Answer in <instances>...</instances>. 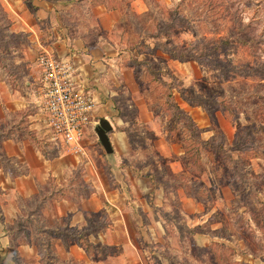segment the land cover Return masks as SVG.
<instances>
[{"label":"rangeland","instance_id":"374dc122","mask_svg":"<svg viewBox=\"0 0 264 264\" xmlns=\"http://www.w3.org/2000/svg\"><path fill=\"white\" fill-rule=\"evenodd\" d=\"M53 1L63 11L61 24L42 20L41 39L51 44L69 37L71 49L73 38L87 41L86 50L95 45L103 70L94 72L101 84H91L93 78L86 83L92 92L106 94L95 99L96 123L86 132L82 155L53 143L54 154L63 155L68 166L59 184L49 178L46 188L54 183L61 194L33 216L28 211L34 198L4 202L0 218L5 231L14 230L6 232L12 245L36 246L34 219L84 232L98 250L89 264H264V210L255 202L256 197L264 202V185L255 183L259 192L247 194L250 188L235 170L264 174V156L249 157L258 141L264 147V130L250 134L246 155H233L239 163L227 159L228 151L206 149L194 164L184 150L187 121L173 106L193 119L203 139L224 144L247 125L246 118L252 124L264 120V0H142L140 6L137 0ZM97 2L120 8L115 26L97 24L92 12ZM7 21L0 13V53L21 75L46 50L37 48L34 64L27 66L21 54L26 34H8ZM84 23L85 32L77 25ZM228 35L230 45L210 51ZM237 37L258 39L260 46L246 47ZM167 48L202 51L200 58L211 64L172 59ZM100 117L112 125L110 154L94 132ZM103 189L109 200L97 207L91 193Z\"/></svg>","mask_w":264,"mask_h":264},{"label":"crops","instance_id":"0c3cea01","mask_svg":"<svg viewBox=\"0 0 264 264\" xmlns=\"http://www.w3.org/2000/svg\"><path fill=\"white\" fill-rule=\"evenodd\" d=\"M136 3L140 6L142 0H137ZM58 5L60 4L53 0H0V13L8 20L5 27L8 34H26V42L21 49V54H23L22 59L29 62L27 66L34 64L37 48H42V50H50L55 54L69 57L78 66L85 81L93 78L90 80L91 84H101L97 79L99 74L94 72L95 68L100 69L98 64L102 63L98 61L95 45L94 48L91 49L89 46V50H86L87 41L81 37L73 38L74 49H71L69 37L57 38L51 44L41 39L42 20H53L56 25L61 24L59 15L63 11ZM141 10L136 9V12ZM92 12L98 19L97 24H101L104 29L115 26L121 16L118 6L111 8L104 2H97L92 7ZM77 25L83 32L88 30L86 23ZM51 30L54 31V27H51ZM0 54H2L0 56V189L3 191L0 192L1 210L6 201L37 194L47 186L49 178H54L59 184V175L68 165H65V161L62 160L63 155L54 154L56 147L49 140L44 114L39 109V96L36 92L40 84L38 65L34 66L35 69L32 67L27 73L18 75L5 61L3 53ZM19 59L16 58L17 61ZM88 88L95 99L102 100L106 94L103 91L97 94L94 90L92 92L90 86ZM103 107L106 105L104 104ZM107 196L105 189L102 194L98 191L91 193V198L95 199L94 205L97 207L109 200ZM53 240L55 241L52 246L59 259L72 257L79 262L89 264L91 254H87L82 246L74 241L65 242L59 237ZM107 240L106 238V243ZM39 258L37 247L32 244L13 246L0 220V264H21L22 262L41 264Z\"/></svg>","mask_w":264,"mask_h":264},{"label":"trees","instance_id":"16d2710c","mask_svg":"<svg viewBox=\"0 0 264 264\" xmlns=\"http://www.w3.org/2000/svg\"><path fill=\"white\" fill-rule=\"evenodd\" d=\"M222 6V5H220ZM224 8V7H222ZM4 28V27H2ZM2 28L0 29V32L2 30ZM3 33H1L2 35ZM11 35V34H10ZM12 36V35H11ZM17 35H14L13 37H16ZM230 38L231 36H226V37H222L218 42H216L210 49V51H214V50H218L221 48V46H226V45H230ZM256 39L254 38H250V39H244L241 37H237V41L246 46V47H252V43L254 45V47L256 46H260V41H258V39L255 41ZM165 48V45H162ZM168 54L170 55V57L172 59H179V60H184L188 57H194L199 63L203 64V65H209L211 64L209 61H203L200 56H202L203 54H205L204 52L202 53V51L200 53H195V52H182V53H176V51H174L172 48H167L166 49ZM206 52H209L208 50ZM0 56H2V54H0ZM263 70H264V65H263ZM260 71V70H258ZM170 89H171V85H169ZM169 97L171 96V92H169ZM264 100V99H263ZM174 109L177 110L176 115L177 116H183L184 119L187 121L186 124V128L190 131L189 133V143L185 146L184 150H185V154H187L189 157L191 158L193 161V163H196V158L199 154L202 153L203 150L209 149L212 150L214 153H216L217 151H221V152H225L228 151L229 154L227 156V159L229 161L235 162V163H239L240 160H238V158L240 157V155L242 153H245L246 155V150L249 149V144H248V138L250 136L251 133H261L262 130H264V120L263 121H258L257 123H250L248 121V118H246L247 120V125L245 127H243L242 129H240L238 132H236L230 142L227 144H224L223 142H217L213 139H203L200 136L198 127L196 126L195 122L193 121V119L186 114L185 112H182L179 110V106L177 103H173ZM260 145H256V147L254 148V153L249 154V157H256L258 156L257 154L264 156V147L262 143H260L259 141L257 142ZM261 150V151H258ZM236 154L238 156V158L233 157V155ZM237 161V162H236ZM236 173L238 176V179L240 182H245L247 183V185L250 188V191L247 193L249 194L250 192H254V193H258L259 192V188L255 187V183L261 185H264V174H256L255 176H250L248 174L243 173L240 169L236 168ZM234 171V169L232 170ZM183 180V179H182ZM51 181V179H50ZM50 181L48 183H50ZM178 186H182L185 190H186V183L182 185L181 181L178 182ZM47 189V190H46ZM60 189H62V187L59 186H55V184H51L50 187L45 188L41 191H39L36 195H31L29 196V198H34L35 203L33 205L32 208H30V210L28 211V215L31 214V216H33L32 214L36 213L38 211V209L42 206V204L48 202L49 198H53L56 194L60 195ZM262 189V188H261ZM0 192H3L0 189ZM191 192V191H189ZM203 192V191H202ZM195 193V194H194ZM194 193L191 192V194H194L196 196V191H194ZM198 195V194H197ZM200 199V197H199ZM255 202L257 203L258 206L262 207L264 210V202L262 200H260L259 198L256 197ZM1 220V218H0ZM32 222L34 224L35 227V234H36V247L38 250V253L40 255L39 261L41 264H84L83 262H79L75 259H73L72 257H69L67 259L64 260H60L58 257L55 256V254L53 253V248H52V239L54 237H59L63 240H65L66 238H70V240L74 241L75 243L79 244L80 246L83 247V249L85 250V252L87 254H91L94 251H97V248L95 247V244L90 242L88 240V238H85L84 232L80 231L79 233L73 232V231H68L65 229H61L59 227H53V226H44L41 222H38L34 219H32ZM20 228L23 225H19ZM188 231L193 232L192 228H187ZM19 230V227H17V229H15V232H17ZM9 235L14 233V230L10 231L7 230L6 231ZM12 239V238H11ZM10 239V240H11Z\"/></svg>","mask_w":264,"mask_h":264},{"label":"built area","instance_id":"2783aa9c","mask_svg":"<svg viewBox=\"0 0 264 264\" xmlns=\"http://www.w3.org/2000/svg\"><path fill=\"white\" fill-rule=\"evenodd\" d=\"M40 84L36 92L49 140L83 154V140L93 119L95 97L78 66L67 56L44 51L37 56Z\"/></svg>","mask_w":264,"mask_h":264},{"label":"water","instance_id":"95a60500","mask_svg":"<svg viewBox=\"0 0 264 264\" xmlns=\"http://www.w3.org/2000/svg\"><path fill=\"white\" fill-rule=\"evenodd\" d=\"M111 129L112 125L106 117H100L98 119V124L94 127V132L107 154L113 152V148L108 136V132L111 131Z\"/></svg>","mask_w":264,"mask_h":264}]
</instances>
